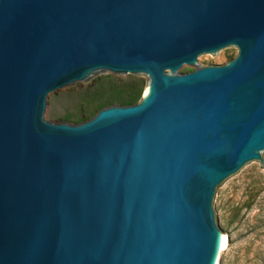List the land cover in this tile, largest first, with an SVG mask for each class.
Here are the masks:
<instances>
[{"label": "water", "instance_id": "95a60500", "mask_svg": "<svg viewBox=\"0 0 264 264\" xmlns=\"http://www.w3.org/2000/svg\"><path fill=\"white\" fill-rule=\"evenodd\" d=\"M108 74L145 95L44 119ZM262 160L264 0H0V264H215L214 204Z\"/></svg>", "mask_w": 264, "mask_h": 264}, {"label": "rangeland", "instance_id": "374dc122", "mask_svg": "<svg viewBox=\"0 0 264 264\" xmlns=\"http://www.w3.org/2000/svg\"><path fill=\"white\" fill-rule=\"evenodd\" d=\"M236 55L237 49L230 46L215 54L199 55L197 64L200 67L223 65ZM191 70L189 66H182L179 72ZM147 84L144 75L94 76L85 83L49 94L44 119L79 123L98 111L96 105L100 97L106 95L112 85L122 89L136 85L141 90V98ZM214 216L217 227L228 238L218 264H264V160L246 164L214 204Z\"/></svg>", "mask_w": 264, "mask_h": 264}, {"label": "trees", "instance_id": "16d2710c", "mask_svg": "<svg viewBox=\"0 0 264 264\" xmlns=\"http://www.w3.org/2000/svg\"><path fill=\"white\" fill-rule=\"evenodd\" d=\"M141 90L136 85H131L127 89L115 88L113 85L109 88L106 95L100 97L101 100L98 101L96 108L98 110L108 107L111 105H132L137 103L140 99ZM64 119H69L65 117ZM86 119V118H85ZM87 120V119H86ZM75 121H78L77 119ZM79 122H82L81 120Z\"/></svg>", "mask_w": 264, "mask_h": 264}, {"label": "bare ground", "instance_id": "6f19581e", "mask_svg": "<svg viewBox=\"0 0 264 264\" xmlns=\"http://www.w3.org/2000/svg\"><path fill=\"white\" fill-rule=\"evenodd\" d=\"M145 92H146V90H145ZM145 92H144V95H145ZM227 244H228V238H227L226 235H224V234L222 233L221 243H220V248H219V255H220V253H221L223 250L226 249ZM215 264H218V259H217V261H216Z\"/></svg>", "mask_w": 264, "mask_h": 264}]
</instances>
